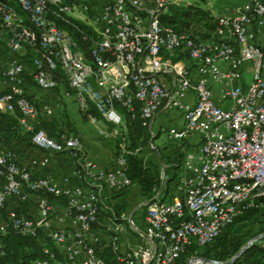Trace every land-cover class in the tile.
<instances>
[{
  "label": "built area",
  "instance_id": "1",
  "mask_svg": "<svg viewBox=\"0 0 264 264\" xmlns=\"http://www.w3.org/2000/svg\"><path fill=\"white\" fill-rule=\"evenodd\" d=\"M170 5L109 0L88 14L92 6L83 0H0V118L15 117L36 152L22 163L16 149H0V209L9 201L33 200L36 206L33 217L9 210L0 235L42 232L56 251L44 246L47 258L31 264H105L96 253L102 248L111 249L116 264H175L190 245L211 244L244 214L264 215V3L247 0L215 17L206 40L163 24ZM72 20L96 35L90 59L59 25ZM257 36L262 43L255 42ZM180 51L191 65L174 61ZM246 63L251 78L243 86ZM212 85L220 87L219 100ZM62 87L61 96L71 91L83 113L93 107L101 120L88 115L89 120L111 126L113 135L125 129V114H138L151 134L158 115L177 112L181 125L162 126L168 140L198 137L185 153L180 176L169 180L161 173L143 204L142 228L133 214L126 219L138 243L123 245L125 230L107 205L133 186L125 145L102 167L77 136L35 131L40 115L52 116L59 98L51 106L31 89ZM57 159L69 162L68 172H45Z\"/></svg>",
  "mask_w": 264,
  "mask_h": 264
},
{
  "label": "trees",
  "instance_id": "2",
  "mask_svg": "<svg viewBox=\"0 0 264 264\" xmlns=\"http://www.w3.org/2000/svg\"><path fill=\"white\" fill-rule=\"evenodd\" d=\"M259 1L264 3V0ZM161 21L178 33H187L191 37L198 36L204 40L208 39L215 29V17L210 14L209 10L202 9L195 5L187 7L170 5L167 13L162 16ZM59 25L66 30L77 43L79 50L86 58L90 59L91 41L96 38L91 27L78 20H72L71 24L59 22ZM177 60H183L187 65H191V62L183 51L177 52L174 61ZM88 115L93 116L97 120H101L100 115L93 107H90L88 112L84 113L82 116L83 118H88ZM16 116H18V114H16ZM124 125L125 133H121L120 136L123 135L124 137L127 151L128 176L133 185H138L142 195L149 199L153 194L154 186L159 181L158 172L155 169L146 167L135 153L137 149L143 147L150 140V131L142 125V120L138 114H135L134 118H131L129 114H125ZM64 126L67 134H70L69 132H74L69 128L68 123H65ZM38 129L46 131L47 134L53 138H56L58 134L65 133L64 129L58 128L57 121L53 116L48 118L39 117L35 131ZM0 134V140H3V145H10L9 147L7 146L8 148L15 150L21 146V143H25L27 149H32L30 134L21 130L17 125L15 117L7 114L1 116ZM181 157L182 152L178 150L176 155L178 162L181 161ZM174 178H169V180ZM8 211L7 205L0 209V224L6 221ZM113 211L115 214H118L117 208L114 207ZM263 216V214H259L257 211L244 214L231 226L226 228L211 244L200 248L196 245H190L185 255L175 264H182L188 256L198 254L202 258L219 262L230 260L245 244L244 240L237 236L239 235L237 228L239 226H244L246 223H252L255 220H257L255 222L261 223L263 221L260 218ZM0 241L4 250V255L0 257V264H31L34 261L44 260L47 258V255L43 253L44 246H48L53 251H56L55 246L42 232H40L37 237H26L9 231L6 235H0ZM198 251H200V253H198ZM96 253L104 260L105 264L117 263L116 255L109 248L98 249ZM233 264H264V246L259 242H255Z\"/></svg>",
  "mask_w": 264,
  "mask_h": 264
},
{
  "label": "rangeland",
  "instance_id": "3",
  "mask_svg": "<svg viewBox=\"0 0 264 264\" xmlns=\"http://www.w3.org/2000/svg\"><path fill=\"white\" fill-rule=\"evenodd\" d=\"M86 1L92 10L88 14H91L94 8L101 6L102 4L108 2L109 0H83ZM171 5H178L180 7H187L190 5L198 6L202 9L209 10L213 17L226 14L228 11H233L241 8L247 0H169ZM32 87V86H31ZM62 91V92H61ZM66 91L65 87H62L54 92L42 93L40 91H35L31 89L32 96H38V100L41 99L47 102L48 105L53 106V101L59 98L58 108H54L52 116L56 119L58 128L65 130V123L69 124L74 132H69L72 135H76L82 144L87 149L89 158L98 163L99 165L111 163L119 153L121 145H125L123 135L125 133L124 129L118 128L115 135L112 134L113 128L102 122L92 123L89 118H83V112L79 109V106L73 97L71 91L68 92V96H61L60 92ZM177 112L163 113L158 115L152 122L150 140L141 148L136 150V156L143 161L146 167L155 169L160 178L161 173L169 176V178H177L183 172V165L185 159V153L190 151L189 146H194L197 144L198 137L196 135L189 136L183 142H173L169 141L167 138L166 130L172 126L181 125V120ZM41 118H46L43 114L40 115ZM104 132L101 134L100 132ZM152 142V148L149 142ZM3 140H0V149L2 148ZM4 146V145H3ZM192 148V147H191ZM178 150L182 152L181 161L178 162L176 155ZM28 156L31 157L36 152L28 150ZM27 156V158H29ZM147 197L142 195L138 185L134 184L127 192L114 195L107 205L112 209L117 208L118 214H115L117 221L121 223L122 228L125 230L126 238L122 240L123 245L126 243H138L137 237L130 232V225L126 221L127 218L133 214V220L138 228H142L141 223H137V217L144 214L145 208L143 204L146 202ZM125 202V203H124ZM263 222L246 223L244 226H239L237 231H239V237H241L245 244L249 242L256 236L264 234V217L260 218ZM129 227V228H128ZM257 234V235H256ZM256 235V236H254ZM107 239L106 236L103 237ZM107 242V240H106ZM256 242H259L264 246V237L260 238ZM200 253V251H198ZM193 258H202L198 255L188 256L184 263L189 264ZM192 261L190 264H193Z\"/></svg>",
  "mask_w": 264,
  "mask_h": 264
},
{
  "label": "crops",
  "instance_id": "4",
  "mask_svg": "<svg viewBox=\"0 0 264 264\" xmlns=\"http://www.w3.org/2000/svg\"><path fill=\"white\" fill-rule=\"evenodd\" d=\"M255 42L260 44L263 42V38L260 36H257L255 39ZM221 68L225 69L226 65H221ZM250 78H251V64L246 63L244 65V68H243L242 79H241L240 83L243 86H246L250 82ZM212 91L214 93L215 99L219 100V98H220V87L218 85H212ZM221 104L225 108H229L232 106V104L229 102H222ZM7 146L9 147L10 145L7 144L6 146H2V147H7ZM16 150H17V154H18V160L20 162L25 163L31 159L32 156L31 157L28 156V154H29L28 150H30V149H27L25 143H21V146L19 148H17ZM33 152L34 151H32V153ZM27 156L29 158H27ZM109 164L110 163H107V164L105 163V164L100 165V166L108 167ZM68 169H69V162L66 159H62V160L57 159V160H54L50 163L49 167L47 168V171H45V172L49 171L50 173L54 174L55 176H59L62 173H67ZM7 208H8V210L16 209V210L22 212L23 214H25L27 216H31V217L36 215V206H35V202L33 200H31L29 203H27L25 205H20L16 201H9V203L7 204ZM136 220H137V223H141V225L143 224L142 219H141V215H139ZM123 238L125 239L126 235Z\"/></svg>",
  "mask_w": 264,
  "mask_h": 264
},
{
  "label": "water",
  "instance_id": "5",
  "mask_svg": "<svg viewBox=\"0 0 264 264\" xmlns=\"http://www.w3.org/2000/svg\"><path fill=\"white\" fill-rule=\"evenodd\" d=\"M264 237V234L263 235H259V236H256L254 237L253 239H251L249 242H247L246 245H244L240 251L235 255L233 256L230 260L226 261V262H219V261H214V260H209V259H206V258H193L189 264L192 262V261H199L198 264H233L234 262H236L240 257L241 255L251 246L253 245L257 240H259L260 238H263Z\"/></svg>",
  "mask_w": 264,
  "mask_h": 264
},
{
  "label": "bare ground",
  "instance_id": "6",
  "mask_svg": "<svg viewBox=\"0 0 264 264\" xmlns=\"http://www.w3.org/2000/svg\"><path fill=\"white\" fill-rule=\"evenodd\" d=\"M198 263H199V261H194V262H193V264H198Z\"/></svg>",
  "mask_w": 264,
  "mask_h": 264
}]
</instances>
